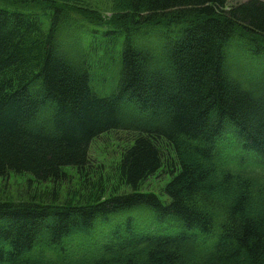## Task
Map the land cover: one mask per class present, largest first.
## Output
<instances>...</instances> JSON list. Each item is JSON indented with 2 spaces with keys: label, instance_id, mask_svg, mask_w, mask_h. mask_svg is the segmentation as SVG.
Returning <instances> with one entry per match:
<instances>
[{
  "label": "trees",
  "instance_id": "1",
  "mask_svg": "<svg viewBox=\"0 0 264 264\" xmlns=\"http://www.w3.org/2000/svg\"><path fill=\"white\" fill-rule=\"evenodd\" d=\"M84 1L0 0V177H34L0 192V264H264V1Z\"/></svg>",
  "mask_w": 264,
  "mask_h": 264
},
{
  "label": "rangeland",
  "instance_id": "2",
  "mask_svg": "<svg viewBox=\"0 0 264 264\" xmlns=\"http://www.w3.org/2000/svg\"><path fill=\"white\" fill-rule=\"evenodd\" d=\"M248 0H228V5L233 6L238 3H243ZM264 1V0H262ZM30 2V1H28ZM114 1L111 0H85L78 5H81V8H76L72 13L80 16L85 19L87 22L91 24L104 25L109 23L113 17V11L116 7L113 5ZM17 3V2H14ZM21 8H23L21 6ZM30 10L37 11L42 10L41 7L32 6ZM45 10H43L44 12ZM104 47L100 49V52H103ZM121 48L117 45V48L112 53L113 59L111 60L112 66L116 68L121 65L120 58ZM99 79H93V83L95 81H99L98 88H105L108 94H100L102 96H107L112 92V88L116 84V79H114L111 75H98ZM131 134H127L125 132H112L105 134L95 140L90 149V158L91 165L93 168L102 167L103 170H108L112 165H114L121 156V153L125 147L130 145L132 142ZM68 171V181H71L73 185L78 183L80 180L76 175V170H67ZM34 180L32 175H15L11 174L6 177H0V192H5L10 197L16 198L18 194L26 190L30 186V182ZM169 179L166 176L158 175L151 177L142 185L143 192H152L157 194L163 201H168L169 198L164 192V187ZM42 185V186H47ZM142 213L146 212L142 209Z\"/></svg>",
  "mask_w": 264,
  "mask_h": 264
}]
</instances>
